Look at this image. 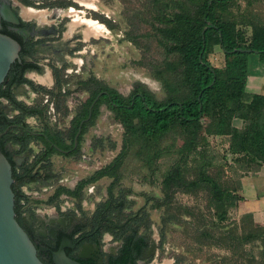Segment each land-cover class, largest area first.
<instances>
[{
  "label": "trees",
  "instance_id": "1",
  "mask_svg": "<svg viewBox=\"0 0 264 264\" xmlns=\"http://www.w3.org/2000/svg\"><path fill=\"white\" fill-rule=\"evenodd\" d=\"M238 1L182 0L178 12L163 18V28L159 31L161 49L165 56L172 58V62H165L161 69L154 70V76L165 93L163 99H155L139 86H134L123 97L94 80L81 84L80 89L88 93V98L78 107L77 116L71 124L69 146H56L54 142L47 144L43 140L44 151L34 157L32 165L18 171L11 168L12 192L20 185H46L56 179L50 157L57 154L56 149H70L81 119L90 115L81 124L77 141L97 117L102 105L123 129L122 151L107 166L78 182L72 190L57 187L48 202L65 195L79 203L81 191L86 185L103 177L117 182V172L129 144L127 141L133 139L143 146V159L148 164L152 158L161 157L158 146L163 139L180 135L183 144L178 153L183 155V159L196 151L201 143L204 144L206 138L227 137V154L232 164L239 167L241 175L238 178L264 166V89L262 95H249L244 90L248 54L256 55L264 63V20L247 21L242 13L230 16L228 7L238 8ZM242 1L244 11L253 2ZM214 47L221 54V68L211 63ZM41 113L44 110L38 106L23 116H40ZM234 120L240 121V128L233 127ZM46 137L49 139L50 136L46 134ZM185 166L183 161L181 165L174 163L168 168L161 181L164 197L169 198V193L175 191L189 195L203 190L209 195L215 224H221L227 219V213L235 210L242 200L237 194L239 181L222 189L204 168H199L193 179L187 181ZM110 191L111 187L107 189L106 202L96 207V215L105 218L106 225H113L112 214L115 211L120 214L117 205L120 196L113 198ZM185 214L190 217L189 213ZM176 220L174 217L167 219L168 223ZM236 222L232 228L222 232L216 225L206 224L199 217L191 231L198 238L199 245L215 243L212 232L216 233L220 238L219 246L225 249L235 242L240 245L264 237V227L256 225L250 214L238 216ZM237 231L241 233L239 239L235 236ZM159 234L162 240V234Z\"/></svg>",
  "mask_w": 264,
  "mask_h": 264
},
{
  "label": "rangeland",
  "instance_id": "2",
  "mask_svg": "<svg viewBox=\"0 0 264 264\" xmlns=\"http://www.w3.org/2000/svg\"><path fill=\"white\" fill-rule=\"evenodd\" d=\"M71 1L79 5L75 6L74 10L80 11L79 15L83 19L97 21L108 31L102 38L97 36L98 34L96 37L93 33H88L83 24L77 23L73 26L74 30H82L84 41L92 38L88 43L91 47L84 50L81 55L83 58L80 56L81 59H77L82 60L87 70L86 75L89 76L88 71L92 69L99 83L115 90L123 97H126L134 86H139L155 99H163L165 93L154 76V70L161 69L165 62H172V58L162 52L159 31L163 28V18L178 12L182 0ZM83 3H87L90 8ZM243 5L244 2L239 0L238 8L229 6L227 11L230 16L242 13L247 17V21L264 20V0H253L245 11ZM75 14L73 11L67 12L70 21H74L72 18ZM256 59L254 54L247 56L249 65ZM211 63L214 67H222L223 61L217 47L213 48ZM82 78L81 76L80 79ZM80 79L76 76L67 81L70 85L68 89L75 91L57 105L61 117L58 122L60 127L67 124L66 116H70L86 99V95L82 93L83 89H80L82 85L78 86L81 84ZM50 103L48 101L45 112L49 111ZM49 118L51 119V115ZM29 126L34 127L32 122H29ZM123 138L120 124L114 122L112 114L103 105L100 106L97 117L81 137L79 151L75 157L64 159L58 155L52 156L50 161L52 171L57 175L56 179L46 185H36L32 190L49 187L50 189L47 188L46 191L50 194L55 186L72 189L78 182L90 177L115 159L122 151ZM228 140L227 137H208L204 144L201 143L196 151L183 159V155L178 153L183 144L182 136L173 135L159 143L161 157L152 158L149 164L143 159L145 154L143 146L134 139L128 140L127 151L117 172V182L103 177L86 185L82 189L83 211L89 214L94 206L101 204L108 198L107 189L111 187V196L113 198L120 196L117 200L122 203V216L141 210L150 228L162 234L156 264H262L263 236V239L258 238L240 245L235 242L234 247L229 244L228 249H225L219 246L220 238L216 233L212 232L215 243L211 245H199L198 238L192 234L191 229L199 217L204 219L206 224L216 225L222 232L227 231L232 228L233 223H237L238 216L234 210L227 213L224 222L215 224L207 192L196 190L184 195L175 191L169 193L170 196L166 199L162 191L161 181L168 168L174 163L181 165L183 161L187 169L185 172L187 181L193 179L199 168H204L207 175L222 189L238 182L241 173L227 154ZM81 156L85 158L83 161L80 159ZM90 188L92 191L88 193L87 190ZM43 198L45 197L42 196ZM165 207L168 209L167 212ZM185 213H189L190 217ZM173 217L177 220L168 223L167 219ZM235 236L239 239L241 233L237 231Z\"/></svg>",
  "mask_w": 264,
  "mask_h": 264
},
{
  "label": "flooded vegetation",
  "instance_id": "3",
  "mask_svg": "<svg viewBox=\"0 0 264 264\" xmlns=\"http://www.w3.org/2000/svg\"><path fill=\"white\" fill-rule=\"evenodd\" d=\"M76 4L71 0H0V34L19 46L18 60L10 65L0 85V151L10 168L17 171L34 163V157L44 151L43 140L47 144L69 146L68 133L78 108L66 116L67 124L60 127L57 106L75 91L68 89L67 81L82 76L81 84L88 80L99 82L92 69L88 71L89 76L86 75L87 70L80 60L84 50L91 47L88 43L92 38L84 41L82 30L73 29L77 23H84L87 32L96 35L89 28V23L96 22H85L78 15L70 21L67 12L80 13L74 10L75 6L79 7ZM43 79L47 83L39 82ZM82 93L87 99L88 93L85 90ZM48 101L51 102L49 111L45 112ZM38 106L44 110L40 116H23ZM89 117L81 119L72 147L56 149L55 155L64 159L75 157L81 139L77 141L80 126ZM29 122L34 127H30ZM33 188L34 184L18 186L13 193V211L42 264H59L63 258L78 264H156L161 237L150 228L141 210L122 216V203L118 201L120 214L115 211L113 225H106L105 218L96 215L100 204L86 214L82 198L76 203L60 195L48 202L57 186L50 194L46 191L49 187L34 191ZM105 202L106 199L102 203Z\"/></svg>",
  "mask_w": 264,
  "mask_h": 264
},
{
  "label": "water",
  "instance_id": "4",
  "mask_svg": "<svg viewBox=\"0 0 264 264\" xmlns=\"http://www.w3.org/2000/svg\"><path fill=\"white\" fill-rule=\"evenodd\" d=\"M18 51L19 46L15 41L0 34V85L10 65L18 60ZM12 182L10 165L0 151V264H42L31 241L14 218ZM59 264L78 263L63 258Z\"/></svg>",
  "mask_w": 264,
  "mask_h": 264
},
{
  "label": "crops",
  "instance_id": "5",
  "mask_svg": "<svg viewBox=\"0 0 264 264\" xmlns=\"http://www.w3.org/2000/svg\"><path fill=\"white\" fill-rule=\"evenodd\" d=\"M78 18H82L79 13H76ZM75 17V16H74ZM74 17L72 19H74ZM85 22H91L92 19H84ZM94 22V21H93ZM97 26H101L102 30L97 36L104 38L108 32L105 27H103L98 22L95 23ZM83 25L87 27L86 24ZM95 35V36H96ZM96 36V37H97ZM40 83L44 84L45 79L39 80ZM264 89V63L260 62L258 59L249 65L246 62V81H245V93L251 95H262ZM232 125L235 128H240L241 123L238 120L232 121ZM237 194L242 198V200L237 204L235 208V214L237 216L243 214H250L253 222L264 227V166L257 168L255 171L243 176L239 179V189Z\"/></svg>",
  "mask_w": 264,
  "mask_h": 264
},
{
  "label": "bare ground",
  "instance_id": "6",
  "mask_svg": "<svg viewBox=\"0 0 264 264\" xmlns=\"http://www.w3.org/2000/svg\"><path fill=\"white\" fill-rule=\"evenodd\" d=\"M88 7H90L89 5H87ZM89 28H91L92 30L95 31V33H100L101 30H102V27L101 26H97L96 24H93V23H89Z\"/></svg>",
  "mask_w": 264,
  "mask_h": 264
},
{
  "label": "built area",
  "instance_id": "7",
  "mask_svg": "<svg viewBox=\"0 0 264 264\" xmlns=\"http://www.w3.org/2000/svg\"><path fill=\"white\" fill-rule=\"evenodd\" d=\"M97 22V21H96ZM102 25V24H101ZM103 26V25H102ZM104 27V26H103ZM108 32V31H107ZM92 190V188H90L89 190H88V192H90Z\"/></svg>",
  "mask_w": 264,
  "mask_h": 264
}]
</instances>
